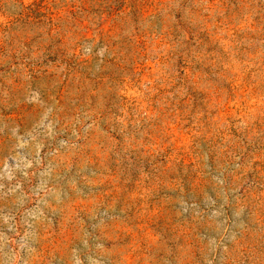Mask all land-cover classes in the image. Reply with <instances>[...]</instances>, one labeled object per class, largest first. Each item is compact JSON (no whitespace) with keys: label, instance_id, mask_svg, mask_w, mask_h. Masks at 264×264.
<instances>
[{"label":"rangeland","instance_id":"rangeland-1","mask_svg":"<svg viewBox=\"0 0 264 264\" xmlns=\"http://www.w3.org/2000/svg\"><path fill=\"white\" fill-rule=\"evenodd\" d=\"M0 264H264V0H0Z\"/></svg>","mask_w":264,"mask_h":264}]
</instances>
